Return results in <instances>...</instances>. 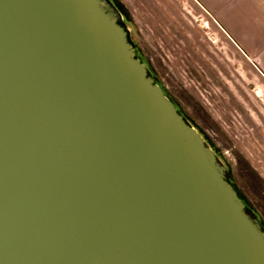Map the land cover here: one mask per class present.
Here are the masks:
<instances>
[{"label": "water", "instance_id": "water-1", "mask_svg": "<svg viewBox=\"0 0 264 264\" xmlns=\"http://www.w3.org/2000/svg\"><path fill=\"white\" fill-rule=\"evenodd\" d=\"M111 0H0V264H264V225Z\"/></svg>", "mask_w": 264, "mask_h": 264}, {"label": "rangeland", "instance_id": "rangeland-1", "mask_svg": "<svg viewBox=\"0 0 264 264\" xmlns=\"http://www.w3.org/2000/svg\"><path fill=\"white\" fill-rule=\"evenodd\" d=\"M200 1L224 22L222 12L228 0ZM114 2L137 54L216 151L249 212L264 224V69L260 61L232 42L195 0Z\"/></svg>", "mask_w": 264, "mask_h": 264}, {"label": "crops", "instance_id": "crops-1", "mask_svg": "<svg viewBox=\"0 0 264 264\" xmlns=\"http://www.w3.org/2000/svg\"><path fill=\"white\" fill-rule=\"evenodd\" d=\"M195 1L213 15L232 42L247 52L248 57L259 60L264 69V0H228L222 12L224 22L212 12L210 5Z\"/></svg>", "mask_w": 264, "mask_h": 264}, {"label": "trees", "instance_id": "trees-1", "mask_svg": "<svg viewBox=\"0 0 264 264\" xmlns=\"http://www.w3.org/2000/svg\"><path fill=\"white\" fill-rule=\"evenodd\" d=\"M115 5H116V3L114 2V0H111ZM116 7H117V5H116ZM125 27V26H124ZM127 30V29H126ZM130 39V38H129ZM131 41V40H130ZM132 43V42H131ZM138 57H140L139 55H138ZM141 58V57H140ZM142 61L144 62V60L142 59ZM149 72H150V70H149ZM151 73V72H150ZM154 77V76H153ZM155 78V77H154ZM156 79V78H155ZM156 81H157V83L160 85V86H162L161 84H160V82L156 79ZM163 87V86H162ZM166 94H167V92H166ZM168 95V94H167ZM169 97V96H168ZM177 108H178V106H177ZM178 110L180 111V113H182L181 112V110L178 108ZM185 117V116H184ZM186 118V117H185ZM187 119V118H186ZM188 120V119H187ZM248 209V208H247Z\"/></svg>", "mask_w": 264, "mask_h": 264}, {"label": "flooded vegetation", "instance_id": "flooded-vegetation-1", "mask_svg": "<svg viewBox=\"0 0 264 264\" xmlns=\"http://www.w3.org/2000/svg\"><path fill=\"white\" fill-rule=\"evenodd\" d=\"M137 50V49H136ZM138 55V54H137ZM140 58V57H139ZM143 58H141V60H142ZM144 60V59H143ZM151 72V71H150ZM151 74L153 75V73L151 72ZM235 187V186H234ZM236 188V187H235ZM237 190V189H236ZM238 191V190H237ZM239 193V192H238ZM241 196V195H240ZM242 197V196H241ZM243 199V198H242ZM244 200V199H243ZM244 202H245V200H244ZM246 203V202H245ZM246 206H247V203H246ZM247 208H248V206H247ZM248 211H249V208H248ZM263 224V223H262ZM264 225V224H263Z\"/></svg>", "mask_w": 264, "mask_h": 264}]
</instances>
